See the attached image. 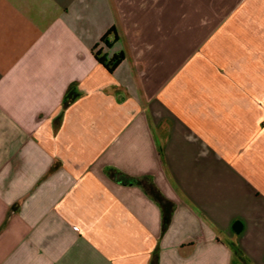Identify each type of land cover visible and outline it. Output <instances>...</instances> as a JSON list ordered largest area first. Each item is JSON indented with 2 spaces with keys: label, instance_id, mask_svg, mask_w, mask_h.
I'll return each instance as SVG.
<instances>
[{
  "label": "crops",
  "instance_id": "1",
  "mask_svg": "<svg viewBox=\"0 0 264 264\" xmlns=\"http://www.w3.org/2000/svg\"><path fill=\"white\" fill-rule=\"evenodd\" d=\"M0 264H264V0H0Z\"/></svg>",
  "mask_w": 264,
  "mask_h": 264
},
{
  "label": "trees",
  "instance_id": "2",
  "mask_svg": "<svg viewBox=\"0 0 264 264\" xmlns=\"http://www.w3.org/2000/svg\"><path fill=\"white\" fill-rule=\"evenodd\" d=\"M110 37H113V39L110 40ZM116 41H117V34H116L115 29H111L102 38V43H104L107 47H112ZM94 54L99 64L102 65L110 73H113L125 59V56L123 53L114 55L110 59H107L106 56H102L100 52H95V49H94ZM115 181L120 184H124V185H132L135 183L134 180L127 179L122 175H120L119 177L115 176Z\"/></svg>",
  "mask_w": 264,
  "mask_h": 264
},
{
  "label": "built area",
  "instance_id": "3",
  "mask_svg": "<svg viewBox=\"0 0 264 264\" xmlns=\"http://www.w3.org/2000/svg\"><path fill=\"white\" fill-rule=\"evenodd\" d=\"M200 239H202V237Z\"/></svg>",
  "mask_w": 264,
  "mask_h": 264
}]
</instances>
